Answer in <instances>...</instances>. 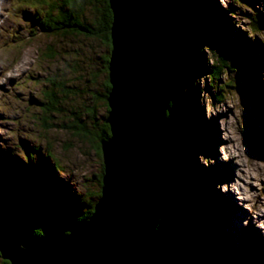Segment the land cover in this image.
<instances>
[{"label":"rangeland","instance_id":"obj_1","mask_svg":"<svg viewBox=\"0 0 264 264\" xmlns=\"http://www.w3.org/2000/svg\"><path fill=\"white\" fill-rule=\"evenodd\" d=\"M202 3L206 11L224 13L223 28L230 29L234 41L244 39L240 49L250 64L230 58L227 67L218 60L223 52L215 43L202 45L200 55L207 65L197 70L191 97L202 107L201 122L209 123L211 143L209 153L196 152L195 161L211 181L216 180L213 194L224 215L222 224L231 249L237 253L242 248L245 255L243 249L247 252L252 247L253 264H264V0ZM36 8L0 0V154L10 152L17 163L26 162L30 172L39 174L36 181L19 186L17 196L43 202L50 192L46 186L54 184L52 192L66 197L67 210L83 214L99 197L102 156L92 135L84 137L67 126L74 122L75 111L82 121L88 116L87 108H95L98 120L108 114L102 96L111 48L98 38L43 32L31 20ZM254 19L257 31L252 28ZM210 22L205 20L204 26L208 28ZM248 69L251 80L244 85ZM55 73L70 88L60 96L59 113L42 106L48 78ZM13 171L12 180L22 178L19 169ZM164 228L168 245L176 253L169 215Z\"/></svg>","mask_w":264,"mask_h":264},{"label":"water","instance_id":"obj_2","mask_svg":"<svg viewBox=\"0 0 264 264\" xmlns=\"http://www.w3.org/2000/svg\"><path fill=\"white\" fill-rule=\"evenodd\" d=\"M109 4L113 21L105 121L110 135L101 142L100 195L89 216L69 219L44 202L0 192V254L10 264H169L168 241L159 227L166 218L185 2ZM27 223L40 225L44 233L28 231Z\"/></svg>","mask_w":264,"mask_h":264},{"label":"trees","instance_id":"obj_3","mask_svg":"<svg viewBox=\"0 0 264 264\" xmlns=\"http://www.w3.org/2000/svg\"><path fill=\"white\" fill-rule=\"evenodd\" d=\"M17 1L23 5L29 3L34 8L37 7L36 14L31 16V20L39 25L43 32L53 36L73 33L98 38L108 48H111L110 32L113 13L109 0ZM184 2L186 31L181 47L180 73L175 84L176 100L172 105L173 113L171 114L169 185L164 191L166 218L161 220L159 227L164 240L168 241L164 223L167 222L169 215L172 229L176 233L177 251L176 253L172 252L170 246L166 244L165 253L169 264H253L256 263V258L255 256L254 258L251 257L252 247L247 248V252L243 249L245 255L241 253L242 248H238L237 253L231 249L222 224V216L224 217V215L218 209L213 194L215 180L211 181L212 179L208 174L201 171L196 165L195 155L198 150L209 153L211 141L208 132L211 128L209 123L203 124L201 122L202 107L191 97L197 70L207 65L206 60L200 55L202 45L206 41L215 43L222 50L223 53L220 54L218 60L225 63L227 67H230L228 62L230 58L242 59L249 64L250 60H246L248 57L243 56L240 49L243 47L244 39L239 37L234 41L230 29L223 28L224 13L219 14L215 9L206 11L202 0H184ZM205 20L212 23L208 28L204 26ZM254 21L252 28L257 31L259 25H257L256 19ZM51 47L49 50L53 51ZM109 56L110 53L106 56V72L108 71ZM217 70L216 67L215 75L219 72ZM245 75L244 85H247L251 80L249 69ZM48 80L42 106L46 111L59 113L62 111L59 105L60 96L70 91V88L59 73L52 74ZM104 85L105 93L102 97L107 105L110 89L108 78ZM108 110L107 105V112ZM74 113V122L67 127L74 129L77 134L84 137L92 135L93 138L91 139L96 141L97 153L101 157V142L110 135L109 125L106 123L105 117L98 120L94 107L87 108L88 116L84 121L79 118L77 111ZM198 142L200 145L197 144ZM17 161L18 159L8 151L0 154V192L19 193L20 187L25 185V182L38 179L39 174L35 173V170L30 172L26 162L20 164ZM55 167L59 168L57 165ZM14 168L20 170L22 178L16 177V180H12L15 177ZM54 168L52 170L53 175L55 174ZM103 169L102 164L99 181L102 180ZM46 189L51 193L49 192V196L47 195V198L42 199V201L63 212L67 218L82 219L91 214L93 206L83 214L67 210L63 203V201L66 202V197L55 195V192H52L56 191V185L53 184L52 188L46 186ZM219 200L222 202L224 199ZM24 226L34 234L44 233L38 224L27 223ZM0 264H10V262L2 259L0 254Z\"/></svg>","mask_w":264,"mask_h":264},{"label":"bare ground","instance_id":"obj_4","mask_svg":"<svg viewBox=\"0 0 264 264\" xmlns=\"http://www.w3.org/2000/svg\"><path fill=\"white\" fill-rule=\"evenodd\" d=\"M24 197V196H23ZM226 199H224V201H225ZM27 202H30V201H27ZM226 204H228V203H226ZM67 217V216H66ZM225 222H227V219H226V221ZM230 223V222H229ZM256 251H257V249H256Z\"/></svg>","mask_w":264,"mask_h":264}]
</instances>
